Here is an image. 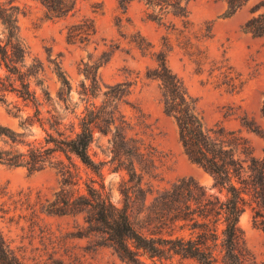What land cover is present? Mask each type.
I'll return each instance as SVG.
<instances>
[{"label": "rangeland", "instance_id": "obj_1", "mask_svg": "<svg viewBox=\"0 0 264 264\" xmlns=\"http://www.w3.org/2000/svg\"><path fill=\"white\" fill-rule=\"evenodd\" d=\"M254 1L248 0L233 14L224 17L221 13L226 0H191V24L179 35L181 21L173 18L177 21L173 29L167 23L149 19L141 0L129 1L125 10L118 0H76L75 7L61 17L48 14L40 0H0L5 6L17 7L18 30L30 52L26 62L31 61V57L39 58L38 76L42 79L38 84L35 77H29L30 87L39 95L40 114L32 103L8 92L7 102H0V123L24 131L25 141L44 143L47 131L55 134L46 118L49 114H54L61 122V129L68 133L71 123H77L86 107L103 102V91L108 85L125 82L127 92L120 99L108 101L107 109L113 110L114 123L107 132L94 128L89 144L90 154L103 160L104 182L111 200L123 203L120 189L127 177L116 158L119 157L117 141L112 139L115 124L122 125L127 136L142 138L153 146L155 167L142 175V185L148 189L146 203L160 189L183 176H192L200 184L211 187V174L189 159L179 140L174 118L163 110L158 80L147 77L146 72L156 64L153 52L163 50L168 65L196 97L205 125L212 130L222 128L231 132L226 134L228 139L232 135L242 137L233 144L240 156H243L242 146L236 143L242 139L255 155H262L264 33L256 36L241 27L251 16L249 7ZM83 23L92 24L95 32L85 39H69L68 27ZM208 23L211 25L209 37L196 40L193 35L200 33V27ZM189 37L197 41V49L184 43ZM0 38L4 39L1 21ZM135 39L149 46L141 50ZM198 50L201 52L195 56ZM195 57L202 65L193 61ZM220 58H225L232 67V74L239 79L234 90L222 82L225 78L215 67V61ZM56 65L65 72L71 85L63 95L58 93L61 83ZM43 87L48 89L49 99L43 97ZM14 104L20 107L17 114L13 113ZM28 117L33 120L31 123L25 120ZM142 120L145 123H140ZM3 144L0 138V145ZM60 157L67 163L63 154ZM73 159L79 165L80 183L83 184L91 172L75 157ZM60 168L56 161L32 172L22 165L0 163V225L24 264H131L108 244L101 232L90 228L83 213L57 214L45 210L43 204L53 200L60 188ZM211 190L217 191V188ZM134 195L129 211L131 220L139 226L146 221L144 206L142 197ZM238 224L248 251L246 264H264V205L247 195ZM174 232L187 234L188 230L175 227ZM164 255L167 257L162 258L165 264H196L191 257L170 252ZM139 257L146 263L153 261L142 249H139ZM154 259L159 262L158 257Z\"/></svg>", "mask_w": 264, "mask_h": 264}, {"label": "trees", "instance_id": "obj_2", "mask_svg": "<svg viewBox=\"0 0 264 264\" xmlns=\"http://www.w3.org/2000/svg\"><path fill=\"white\" fill-rule=\"evenodd\" d=\"M40 1L48 14L57 17L67 15L76 4V0ZM129 1L118 0V3L125 10ZM141 1L145 4V14L149 19L167 23L173 29L177 21H181L182 28L177 32L179 35L189 28L191 0ZM247 1L226 0L221 15L230 16ZM15 8V5L5 6L0 3V21L4 28V39L0 38V102L6 103V94L11 92L24 102L32 103L36 113L40 114L39 95L30 87L29 77H35L36 82L41 84L42 79L38 76L41 61L31 57V61L26 62L30 52L19 33ZM249 9L252 14L241 27L260 36L264 33V0H255ZM210 31L211 25L208 23L201 26L200 33L193 36L199 40L209 37ZM94 32L92 24H72L68 27L67 37L85 39ZM135 43L141 50L149 46V43L136 39ZM184 43L196 49L198 47L197 41H191L190 37ZM200 52L198 50L195 56ZM153 55L156 64L147 70L146 76L158 80L159 100L163 110L174 118L179 140L189 159L211 174V187L200 184L192 176H183L160 189L146 203L148 189L142 185V175L155 167L153 146L146 144L142 138L127 136L122 125L115 124L112 139L117 141L119 157L116 158L118 165L125 169L127 177L123 179L120 189L123 203L120 205L111 200L104 182L103 160H97L90 154L89 144L93 139L94 128L107 132L110 124L114 123L113 110L107 109L108 101L120 99L127 92L125 82L108 85V89L103 91V102L86 107L77 123H71L68 133L61 129V122L54 114H49L46 118L55 134L47 131L44 143L25 141L24 131L0 123V138L4 143L0 145V163L22 165L30 172L55 161L59 163L60 188L55 192L53 200L43 204L45 210L57 214L83 213L84 221L88 222L90 228L101 232L108 244L131 264H165L162 258H167L164 255L166 252L191 257L196 264H246L248 251L238 220L245 209L247 195L264 205V151L260 156L255 155L251 146L242 139L236 144H241L243 156L236 153L233 144L242 137L232 135L228 139L226 134L231 132L207 127L198 111L196 97L168 65L165 52L154 51ZM193 61L202 65L198 57L193 58ZM215 63V67L226 79L222 82L234 90L239 79L232 74V67L225 58L217 59ZM55 71L61 83L59 95L68 93L71 85L67 75L59 65H56ZM42 94L44 98H50L46 87L42 88ZM13 107V113L17 114L20 107L16 104ZM7 110L11 111L10 108ZM262 112L264 115V106ZM25 120H30V123L33 121L29 117ZM140 123L145 122L142 120ZM56 152L59 155H55ZM61 154L66 157L67 163L60 157ZM73 157L91 172L83 184L80 183L79 165ZM212 187L217 188V191H212ZM135 193L142 197L146 219L139 226L131 220L129 211V203ZM175 227L187 229L188 233H175ZM139 249L153 260L152 263H146L139 257ZM155 256L159 262L154 259ZM0 264H24L1 225Z\"/></svg>", "mask_w": 264, "mask_h": 264}]
</instances>
